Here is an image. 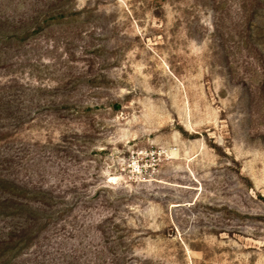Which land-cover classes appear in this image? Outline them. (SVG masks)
I'll return each instance as SVG.
<instances>
[{"label":"rangeland","instance_id":"1","mask_svg":"<svg viewBox=\"0 0 264 264\" xmlns=\"http://www.w3.org/2000/svg\"><path fill=\"white\" fill-rule=\"evenodd\" d=\"M0 264H264V0H0Z\"/></svg>","mask_w":264,"mask_h":264}]
</instances>
